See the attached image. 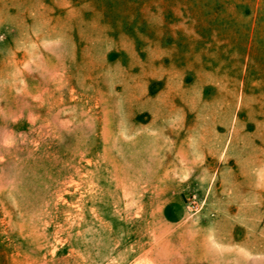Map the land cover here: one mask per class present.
Returning <instances> with one entry per match:
<instances>
[{
  "label": "rangeland",
  "instance_id": "rangeland-1",
  "mask_svg": "<svg viewBox=\"0 0 264 264\" xmlns=\"http://www.w3.org/2000/svg\"><path fill=\"white\" fill-rule=\"evenodd\" d=\"M0 264H264V0H0Z\"/></svg>",
  "mask_w": 264,
  "mask_h": 264
}]
</instances>
